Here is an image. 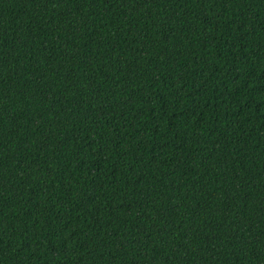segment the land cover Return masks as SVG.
I'll use <instances>...</instances> for the list:
<instances>
[{
    "label": "trees",
    "instance_id": "1",
    "mask_svg": "<svg viewBox=\"0 0 264 264\" xmlns=\"http://www.w3.org/2000/svg\"><path fill=\"white\" fill-rule=\"evenodd\" d=\"M0 264H264V0H0Z\"/></svg>",
    "mask_w": 264,
    "mask_h": 264
}]
</instances>
